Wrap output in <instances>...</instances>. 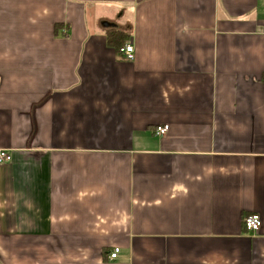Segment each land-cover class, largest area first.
<instances>
[{"label":"crops","instance_id":"crops-1","mask_svg":"<svg viewBox=\"0 0 264 264\" xmlns=\"http://www.w3.org/2000/svg\"><path fill=\"white\" fill-rule=\"evenodd\" d=\"M0 150V264H264V0H0Z\"/></svg>","mask_w":264,"mask_h":264},{"label":"built area","instance_id":"built-area-1","mask_svg":"<svg viewBox=\"0 0 264 264\" xmlns=\"http://www.w3.org/2000/svg\"><path fill=\"white\" fill-rule=\"evenodd\" d=\"M120 54L127 60H133L135 58V48L131 42L126 43L123 47L120 48ZM169 130V125H161L156 127L155 133L158 136H164ZM12 159L11 155L5 151L0 150V164H5ZM244 226L246 230L252 234L259 233L262 227V218L259 214H251L244 218ZM120 249L115 248L110 253V258L112 260L118 257Z\"/></svg>","mask_w":264,"mask_h":264},{"label":"trees","instance_id":"trees-1","mask_svg":"<svg viewBox=\"0 0 264 264\" xmlns=\"http://www.w3.org/2000/svg\"><path fill=\"white\" fill-rule=\"evenodd\" d=\"M128 35L123 34L122 32L112 30L108 34V40L111 44L116 45L117 49L120 50L126 44Z\"/></svg>","mask_w":264,"mask_h":264}]
</instances>
